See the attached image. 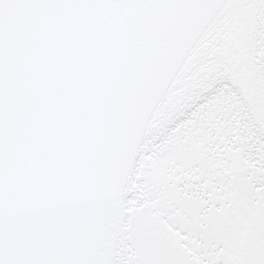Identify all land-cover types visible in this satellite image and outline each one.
Returning a JSON list of instances; mask_svg holds the SVG:
<instances>
[{
    "label": "snow or ice",
    "instance_id": "snow-or-ice-1",
    "mask_svg": "<svg viewBox=\"0 0 264 264\" xmlns=\"http://www.w3.org/2000/svg\"><path fill=\"white\" fill-rule=\"evenodd\" d=\"M0 264H264V0H0Z\"/></svg>",
    "mask_w": 264,
    "mask_h": 264
}]
</instances>
